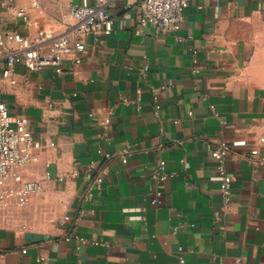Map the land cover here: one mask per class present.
I'll use <instances>...</instances> for the list:
<instances>
[{
  "label": "crops",
  "instance_id": "crops-1",
  "mask_svg": "<svg viewBox=\"0 0 264 264\" xmlns=\"http://www.w3.org/2000/svg\"><path fill=\"white\" fill-rule=\"evenodd\" d=\"M38 1L0 0V101L41 144L23 179L45 180L26 206L0 210V264H179L180 248L185 264H264V166L253 161L264 159V0H190L179 32L139 36L142 0H110L113 33L85 35L70 73L18 63L4 78L16 34L76 37L70 8L82 0ZM139 95L141 108L124 103ZM221 141L233 147L227 207L211 156ZM159 160L176 175L158 183Z\"/></svg>",
  "mask_w": 264,
  "mask_h": 264
},
{
  "label": "built area",
  "instance_id": "built-area-1",
  "mask_svg": "<svg viewBox=\"0 0 264 264\" xmlns=\"http://www.w3.org/2000/svg\"><path fill=\"white\" fill-rule=\"evenodd\" d=\"M8 1L14 3L16 0ZM109 1L95 0V3L91 4L89 0H82V2L71 6V15L77 22L74 39L70 36L56 37L52 33L39 32L34 42H31L21 34H16L14 40L21 44L22 49L20 53H11L5 56L7 66L3 71V77H11L15 65L18 63L23 64L30 71H43L50 68L60 75L70 73L73 66L83 62L85 47L82 38L85 35L108 36L113 33L116 20L107 10ZM189 5L190 0H142L139 26L135 30L136 35H142L145 28L148 27L155 28L157 32L164 30L179 32ZM34 6L39 8L40 2L35 0ZM17 14L23 17L25 22H28V16L24 9L19 10ZM48 43H50L49 46ZM46 45L48 50L44 52L43 49ZM198 71L195 70V72ZM141 102L140 95L134 99H124V103L134 104L139 108L142 106ZM261 143L264 144V137L261 138ZM40 149L41 144L35 141L30 130L29 120L14 116L8 105L0 101V210L6 211L12 206L24 207L34 194L44 190L45 180L25 181L21 173L22 168L37 160V152ZM232 153L233 147L226 141H221L211 154L217 172L214 180L221 183L222 201L225 207L230 205L233 200L235 178L227 168V161ZM105 157L110 159L113 155L106 153ZM253 161L255 166H264V159ZM175 175V172L167 171L165 161L159 160L153 179L159 183ZM50 178L48 174L46 180ZM103 179L101 175L97 176L95 180L97 188L101 187ZM59 180L63 181L64 178L60 177ZM154 194L153 203L160 204L163 193L157 189ZM86 199L90 200L89 194L86 195ZM83 215L85 212H80V216ZM140 219L146 220L144 216H141ZM70 236L78 239L83 245L102 244L108 246L107 243L80 237L74 232ZM179 251L181 254L179 264H185L186 261L182 255L183 248H180ZM39 262L40 264H52L45 257H40Z\"/></svg>",
  "mask_w": 264,
  "mask_h": 264
},
{
  "label": "rangeland",
  "instance_id": "rangeland-1",
  "mask_svg": "<svg viewBox=\"0 0 264 264\" xmlns=\"http://www.w3.org/2000/svg\"><path fill=\"white\" fill-rule=\"evenodd\" d=\"M3 212V211H2Z\"/></svg>",
  "mask_w": 264,
  "mask_h": 264
}]
</instances>
